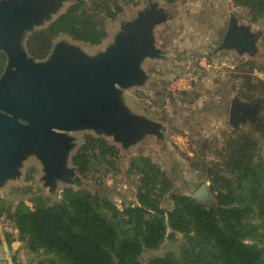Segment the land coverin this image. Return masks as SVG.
Wrapping results in <instances>:
<instances>
[{"label": "rangeland", "instance_id": "obj_1", "mask_svg": "<svg viewBox=\"0 0 264 264\" xmlns=\"http://www.w3.org/2000/svg\"><path fill=\"white\" fill-rule=\"evenodd\" d=\"M78 1L93 16L102 34L100 41L75 40L65 33L44 39V29ZM143 11L154 12L159 17L153 28V44L158 54L142 59L140 67L144 80L122 89L121 97L132 113L155 123L159 132L145 134L128 145L92 128L67 132L74 137L67 163L75 170L74 182L57 181L52 190L45 185L40 160L28 157L21 167V175L0 186V257L3 259L0 264H10V261L11 264H43L47 259L48 255L42 250L29 249L27 239L17 230L12 215L20 207L34 210L39 199L46 205L58 203L67 188L88 190L108 199L120 211L138 205L136 195L140 177L132 164L130 167L133 159L149 158L168 178V190L159 202L165 222L174 207L173 194L183 193L208 205L214 196L210 189L212 173L218 172L232 180L220 155L225 135L250 134L255 142L254 160L264 167V138L254 132L251 118L256 116L264 120V5L250 8L235 5L233 0H177L174 3L165 0H107L106 3L63 0L54 14L26 31L22 45L27 55L36 61L47 59L55 44L62 41L78 45L86 54L94 55L114 42L125 22ZM232 15L238 27L244 28L253 41L249 50L238 51L235 46L219 49ZM46 43L50 47L48 53L35 56ZM175 44L184 49H172ZM7 63V54L0 50V75ZM184 64L186 79L198 76L188 88L186 80H181L183 70L179 66ZM172 70L175 73L171 75ZM249 96L256 101H249ZM233 97L254 113L234 125L228 121ZM104 144L114 146L112 154L101 148ZM84 145L89 147V160L86 170L80 172L72 158ZM203 184L206 194L196 197V190ZM251 221L257 229L256 237L245 243H257L262 247L264 219L257 216ZM185 241L186 233L167 226L160 244L144 249L138 261L145 264L153 257L166 254L178 257Z\"/></svg>", "mask_w": 264, "mask_h": 264}, {"label": "trees", "instance_id": "obj_2", "mask_svg": "<svg viewBox=\"0 0 264 264\" xmlns=\"http://www.w3.org/2000/svg\"><path fill=\"white\" fill-rule=\"evenodd\" d=\"M233 2L250 8L264 5V0ZM44 32V39L65 33L89 43H98L102 37L93 16L79 1ZM49 48L46 43L35 56H45ZM247 98L256 101L251 96ZM251 118L254 132L264 138V120ZM101 148L111 154L114 150L109 144ZM88 149L82 146L72 158L80 172L87 168ZM220 151L232 180L212 173L210 189L214 196L208 205L183 193L173 194L174 207L167 222L159 202L169 181L146 157L130 162L140 177L138 205L120 211L108 199L88 190L67 188L60 202L46 205L39 199L34 210L20 207L12 218L21 237L27 239L29 249L48 255L43 264H144L138 261L139 255L160 244L167 226L186 233L179 256H156L145 264H264V244L259 247L257 243H245L256 237L252 218L264 219V167L254 160L255 142L246 133L225 135Z\"/></svg>", "mask_w": 264, "mask_h": 264}, {"label": "water", "instance_id": "obj_3", "mask_svg": "<svg viewBox=\"0 0 264 264\" xmlns=\"http://www.w3.org/2000/svg\"><path fill=\"white\" fill-rule=\"evenodd\" d=\"M63 0H0V50L8 63L0 75V186L21 175L24 161L35 156L43 165L45 185L73 183L75 170L67 165L74 146L70 132L92 128L112 135L124 145L145 134L159 132L147 118L132 113L121 90L144 80L140 64L156 57L154 12L143 11L127 21L104 51L86 54L78 45L58 42L43 61L29 57L23 48L26 31L42 24ZM230 16L219 49H250L251 38ZM254 113L231 99L228 121L237 124ZM206 194L201 185L196 197ZM9 258V252L7 251Z\"/></svg>", "mask_w": 264, "mask_h": 264}, {"label": "crops", "instance_id": "obj_4", "mask_svg": "<svg viewBox=\"0 0 264 264\" xmlns=\"http://www.w3.org/2000/svg\"><path fill=\"white\" fill-rule=\"evenodd\" d=\"M178 45V44H177ZM176 44L172 47V49H179V48H181V49H184L183 47H180V46H177ZM183 51H186V50H183ZM186 64H184L183 65V67L182 66H179V68H182V70L183 71H181V73H182V79L181 80H183V81H185L186 80V87L188 88V87H190L191 85H192V81H193V79L195 80V79H197V75H195V76H191L189 79H186V78H188V77H185V75H186ZM185 72V73H184ZM175 73V70H172L171 71V75L172 74H174ZM189 81H190V83H189ZM190 84V85H189ZM198 103V102H197ZM8 260L10 261V258H8ZM3 264H6V262H4ZM10 264H11V261H10Z\"/></svg>", "mask_w": 264, "mask_h": 264}, {"label": "flooded vegetation", "instance_id": "obj_5", "mask_svg": "<svg viewBox=\"0 0 264 264\" xmlns=\"http://www.w3.org/2000/svg\"><path fill=\"white\" fill-rule=\"evenodd\" d=\"M241 28V27H240ZM245 38H250V36L247 34L246 36H245Z\"/></svg>", "mask_w": 264, "mask_h": 264}, {"label": "built area", "instance_id": "obj_6", "mask_svg": "<svg viewBox=\"0 0 264 264\" xmlns=\"http://www.w3.org/2000/svg\"><path fill=\"white\" fill-rule=\"evenodd\" d=\"M2 257V256H1ZM1 257H0V259H1ZM3 259H1V261H2Z\"/></svg>", "mask_w": 264, "mask_h": 264}]
</instances>
